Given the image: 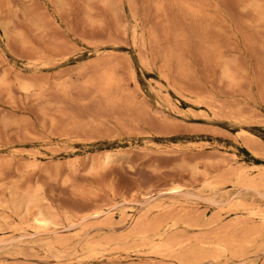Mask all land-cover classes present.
Instances as JSON below:
<instances>
[{
    "label": "rangeland",
    "instance_id": "obj_1",
    "mask_svg": "<svg viewBox=\"0 0 264 264\" xmlns=\"http://www.w3.org/2000/svg\"><path fill=\"white\" fill-rule=\"evenodd\" d=\"M243 205L264 0H0V264H264ZM143 217L185 242L133 237Z\"/></svg>",
    "mask_w": 264,
    "mask_h": 264
},
{
    "label": "bare ground",
    "instance_id": "obj_2",
    "mask_svg": "<svg viewBox=\"0 0 264 264\" xmlns=\"http://www.w3.org/2000/svg\"><path fill=\"white\" fill-rule=\"evenodd\" d=\"M248 175V174H247ZM240 179V177H239ZM248 179V177H247ZM246 180V179H245ZM249 181V180H247ZM250 185L248 186H255V181L254 183L251 181L248 182ZM257 183V182H256ZM245 184V183H244ZM263 185V184H262ZM258 186V185H257ZM254 188V187H253ZM178 191V190H177ZM177 191H173L175 193H177ZM172 192V191H171ZM159 206V204H158ZM166 206V204H165ZM160 207V206H159ZM246 206H242V209H247V211H249V213L251 215H255V216H259L261 218V221H263L262 223H264V212L263 211H259L256 210V208H245ZM161 208V207H160ZM98 214H95L94 216H97ZM36 220L39 222L40 226L42 227H46L49 224V220L46 217H38V219L36 218ZM173 221V220H172ZM175 221V220H174ZM173 221V222H174ZM152 220H150L148 217H143L141 219L138 220L137 224L135 225V228L133 230V233L131 234L133 237L142 239V240H148L151 241L154 239H158V246L159 247H164V248H168V249H173V248H179L180 246H182V244L185 242V238H181L178 237V239L175 238H170V239H165L164 236L166 234H168L167 232H169V228L173 225L171 223H169V219L167 221H162V220H154L152 223ZM180 222V221H179ZM105 224V223H104ZM108 224V223H107ZM176 225V224H175ZM174 225V226H175ZM173 226V227H174ZM247 232V231H246ZM130 237H128L129 239ZM155 241V240H154ZM59 242V241H58ZM154 243V242H153ZM156 243V242H155ZM205 244V243H203ZM157 245V244H156ZM93 246V245H92ZM95 247V246H94ZM156 247V246H155ZM93 247H91L92 249ZM90 249V250H91ZM175 250V249H174ZM179 250V249H178ZM96 252V251H94ZM93 252V253H94ZM192 252V250H191ZM190 253V252H189ZM193 253V252H192ZM89 254V253H88ZM196 254V252H195Z\"/></svg>",
    "mask_w": 264,
    "mask_h": 264
}]
</instances>
